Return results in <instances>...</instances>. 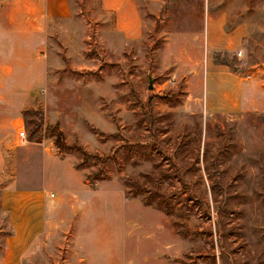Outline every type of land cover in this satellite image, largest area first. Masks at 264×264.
<instances>
[{"label": "rangeland", "instance_id": "obj_1", "mask_svg": "<svg viewBox=\"0 0 264 264\" xmlns=\"http://www.w3.org/2000/svg\"><path fill=\"white\" fill-rule=\"evenodd\" d=\"M151 2L0 0V264H264V0Z\"/></svg>", "mask_w": 264, "mask_h": 264}, {"label": "crops", "instance_id": "obj_2", "mask_svg": "<svg viewBox=\"0 0 264 264\" xmlns=\"http://www.w3.org/2000/svg\"><path fill=\"white\" fill-rule=\"evenodd\" d=\"M161 0H152L151 3L149 4H160ZM133 9L135 11L134 13V21H135V24H136V27L138 26L139 28L142 27L144 25L142 19H143V13H142V9H146V8H142L140 6H138V4L136 3V1H133ZM25 17V16H24ZM15 19V17H12ZM25 25H41V22L39 23V21H33V17L31 15H28V19L27 21L24 23ZM43 25V23H42ZM211 25L210 23L207 22V29H206V33H207V45L210 44L211 47H213L214 45H218V44H222V42H218L215 40V36L213 34V31L210 29L211 28ZM142 30V28H141ZM22 33V32H21ZM37 34V33H36ZM38 35V34H37ZM212 51V50H210ZM219 67L218 66H215V68L213 67H209V69H207L206 71V76H205V82H206V85H205V101L208 102V97H209V94H210V86L211 84L210 83H214L215 81L218 83V86L220 85V83L224 84L226 83L225 80H228V78H239L238 75H234V74H228L226 77L225 75H222L220 72L219 73H215L216 70H218ZM238 80V79H237ZM239 84L241 86V89L244 88L245 85L244 84V81H239ZM221 86V85H220ZM44 189L43 190H24V191H20L25 197H33L34 198V195L33 194H37L39 192L43 193L44 192V195H42L43 197V201L45 203L46 202V206H48V204L52 205L53 204V201L52 199H49L51 197L49 196H52V194L56 196H59V190L57 189L55 192H51L53 191L52 189L53 188H50L49 184L48 183H44V186H42ZM38 195V194H37ZM29 201V199H28ZM49 201V202H48Z\"/></svg>", "mask_w": 264, "mask_h": 264}, {"label": "trees", "instance_id": "obj_3", "mask_svg": "<svg viewBox=\"0 0 264 264\" xmlns=\"http://www.w3.org/2000/svg\"><path fill=\"white\" fill-rule=\"evenodd\" d=\"M48 130L55 134V143L58 146L59 149H65V148H74L78 152H80L84 159H88L91 154L83 148L80 144H68L65 142V135L63 131L59 128V126H47Z\"/></svg>", "mask_w": 264, "mask_h": 264}, {"label": "built area", "instance_id": "obj_4", "mask_svg": "<svg viewBox=\"0 0 264 264\" xmlns=\"http://www.w3.org/2000/svg\"><path fill=\"white\" fill-rule=\"evenodd\" d=\"M19 138H20V139H24V138H26V131H25V130H21V131L19 132Z\"/></svg>", "mask_w": 264, "mask_h": 264}, {"label": "water", "instance_id": "obj_5", "mask_svg": "<svg viewBox=\"0 0 264 264\" xmlns=\"http://www.w3.org/2000/svg\"><path fill=\"white\" fill-rule=\"evenodd\" d=\"M151 89L153 88V80L150 79V86H149Z\"/></svg>", "mask_w": 264, "mask_h": 264}]
</instances>
